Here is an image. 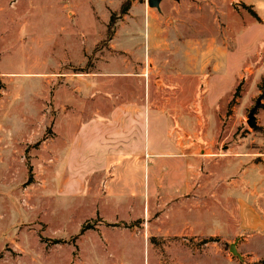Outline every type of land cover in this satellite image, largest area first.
Segmentation results:
<instances>
[{
    "label": "rangeland",
    "instance_id": "rangeland-1",
    "mask_svg": "<svg viewBox=\"0 0 264 264\" xmlns=\"http://www.w3.org/2000/svg\"><path fill=\"white\" fill-rule=\"evenodd\" d=\"M124 1L0 0V264H241L231 244L262 245L238 231L236 192L246 167L264 166V98L247 125L264 92V0H134L109 40ZM135 101L205 159L183 194L119 196L77 165L79 125ZM147 126L165 140L161 119ZM225 188L221 229L209 217Z\"/></svg>",
    "mask_w": 264,
    "mask_h": 264
},
{
    "label": "crops",
    "instance_id": "crops-1",
    "mask_svg": "<svg viewBox=\"0 0 264 264\" xmlns=\"http://www.w3.org/2000/svg\"><path fill=\"white\" fill-rule=\"evenodd\" d=\"M147 94L149 101V93ZM148 101L147 103L135 101L131 104L113 102L108 104V110L96 109V117L84 121L76 131V135L79 134L80 137L74 145L76 148L75 161L82 167L84 173L95 171L96 181L105 178L106 185L111 187L113 184L110 180H115L117 185L113 187L114 193L119 196L134 192L137 196L148 197L154 193L158 194V189H162L161 193L164 194L167 191L173 195H181L188 190L186 188L188 181L195 180L198 176L197 172H193L192 175L188 165L194 164L198 167V164L205 159L199 158L196 151L190 158L184 156L182 149L185 144L169 136V122L165 120L164 115L149 108ZM146 118L148 125L152 119L162 120L165 140L162 139L159 142L152 139L150 141L149 126L145 134L142 129ZM172 135H175L174 130ZM171 159L175 163L165 168L164 162ZM239 162L244 163L245 157H239ZM160 169L161 173H159ZM250 169L253 171L252 175L247 173ZM162 173H167L166 177L169 182L171 181L167 188H164L165 184L159 182ZM150 177L155 180L153 185H150ZM138 179L144 180L143 189L137 188L138 185L134 181ZM238 181L245 187L236 192L238 231L250 236L258 234L262 240V245L258 246L252 245L249 239H244V249L242 251L238 249L243 259L242 263L251 264L264 260V166L246 167ZM121 182L123 185H130L131 190L127 189L125 194L121 193L117 189L119 185H122ZM135 188L139 190L134 191ZM228 201L229 193L225 188L217 200L220 213L209 217L211 223L212 221L216 223L215 227L219 226L223 229L224 224H227ZM214 234L217 235V231L210 233V235ZM257 251L262 255H259Z\"/></svg>",
    "mask_w": 264,
    "mask_h": 264
},
{
    "label": "water",
    "instance_id": "water-1",
    "mask_svg": "<svg viewBox=\"0 0 264 264\" xmlns=\"http://www.w3.org/2000/svg\"><path fill=\"white\" fill-rule=\"evenodd\" d=\"M162 1H164V0H147V5L150 8L160 10V3ZM175 1H179V0H175ZM263 98H264V92L256 99L254 107L249 112L247 125H248V127L252 128V129L256 128V117H255V115H256L257 110L263 106L261 103V100ZM236 244H237V241L235 243L231 244L229 246V251L234 257H237L240 262H243L241 255L236 250Z\"/></svg>",
    "mask_w": 264,
    "mask_h": 264
},
{
    "label": "trees",
    "instance_id": "trees-1",
    "mask_svg": "<svg viewBox=\"0 0 264 264\" xmlns=\"http://www.w3.org/2000/svg\"><path fill=\"white\" fill-rule=\"evenodd\" d=\"M132 1H134V0H125V1L121 4V6H120V8H119V11L117 12V14L114 13V14L110 17L109 23H108V25H107V30H106V34H107L109 40L112 38L113 33H114V24H115V22H114V18H115V15H116L117 18L119 19V18L123 17L125 14H127V12L129 11V9H130V7H131V3H132ZM250 14H251V16H252L254 19L259 20L258 16L256 15V13H255L254 11H251V10H250ZM237 94H238V91L236 90V92L234 93L233 99H232L233 101H234V99L238 96ZM81 231H83V229H82ZM208 241H215V239H211V238H210V239L207 240V242H208ZM241 264H250V263H241ZM251 264H264V260H260V261H258V262L251 263Z\"/></svg>",
    "mask_w": 264,
    "mask_h": 264
}]
</instances>
